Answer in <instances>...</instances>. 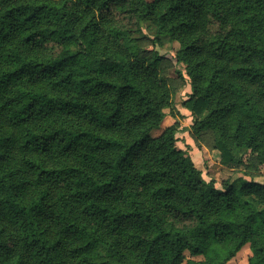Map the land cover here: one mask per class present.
<instances>
[{
    "label": "trees",
    "instance_id": "obj_1",
    "mask_svg": "<svg viewBox=\"0 0 264 264\" xmlns=\"http://www.w3.org/2000/svg\"><path fill=\"white\" fill-rule=\"evenodd\" d=\"M165 38L191 136L239 177L206 178L183 126L152 135L180 113ZM261 165L264 0H0V264H227L248 242L264 264Z\"/></svg>",
    "mask_w": 264,
    "mask_h": 264
},
{
    "label": "rangeland",
    "instance_id": "obj_2",
    "mask_svg": "<svg viewBox=\"0 0 264 264\" xmlns=\"http://www.w3.org/2000/svg\"><path fill=\"white\" fill-rule=\"evenodd\" d=\"M140 47L148 50L152 49L154 45L150 38H144L140 40ZM157 49L160 54L165 55V58L161 61V72L171 86L173 91L172 98L174 99L176 109L180 111V113H177L176 110H174L173 113H168L161 123L160 128L153 130L152 135L155 136L160 134L166 126L173 123L183 126L185 127L184 130L180 131L178 135L189 143L190 146L187 149H189L194 162L203 171L206 178L213 177L220 183L221 181L233 180L239 177L241 175L239 170L221 165L219 151L213 148V134L211 130H203L201 135L197 138L192 137V134L189 132L191 118L187 115V111L182 107L180 101L186 97V92L190 91V87L182 77L177 75V69H183L182 64H175L173 61V56L178 49V43L169 42L165 38ZM166 111H169V109H166ZM177 145L181 148H185L182 141H178ZM259 169L261 175L257 179L262 181L264 179V165H261ZM251 254L252 250L248 242L239 249L236 255L232 257L227 264H248V257Z\"/></svg>",
    "mask_w": 264,
    "mask_h": 264
}]
</instances>
